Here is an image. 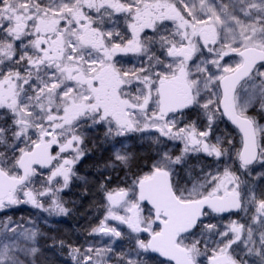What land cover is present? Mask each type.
Here are the masks:
<instances>
[{
    "label": "snow or ice",
    "instance_id": "1",
    "mask_svg": "<svg viewBox=\"0 0 264 264\" xmlns=\"http://www.w3.org/2000/svg\"><path fill=\"white\" fill-rule=\"evenodd\" d=\"M254 99L264 110V0H0V213L68 215L61 194L87 184L86 134L103 131L104 215L88 235L129 249L112 262L111 240L69 244L73 264H142L148 252L160 264H264V188L248 179L264 175ZM225 118L239 147L217 134ZM132 137L150 142L147 170ZM111 172L131 183L109 187ZM225 213L237 216L221 229ZM38 223L0 221V264H38Z\"/></svg>",
    "mask_w": 264,
    "mask_h": 264
},
{
    "label": "rangeland",
    "instance_id": "2",
    "mask_svg": "<svg viewBox=\"0 0 264 264\" xmlns=\"http://www.w3.org/2000/svg\"><path fill=\"white\" fill-rule=\"evenodd\" d=\"M227 2V0H225ZM230 63L232 62V58H226ZM238 59V58H236ZM215 71V69H213ZM241 102L244 98H246V94L243 93L241 90ZM248 112L254 113V115L258 117L262 116L263 113L261 112L259 102L257 100H253L248 108ZM264 116V115H263ZM257 124L261 127H264V118L263 120L256 121ZM238 134V133H237ZM104 134L99 133H92V134H86V143L88 145V152L85 155V157L81 160V162L77 165V171L80 176L87 178V184H85L83 181H75L70 187V189L65 190L64 193H62V198L66 204V206L69 208V213L66 216H49L47 213L42 212L38 209H33L29 205H21L19 208H13L10 211L7 212V214L0 213V221H3L7 218V216H11L13 220H24L27 222L28 217H32L34 221H39L37 226L40 228L41 232L43 233L42 236L38 239V245L40 248V252L37 254V261L38 264H73V261L71 257L68 255L69 248L67 245H73L77 247L85 248L89 244H92L95 247H106L107 245L104 243L105 241L111 240L112 247L114 251L110 253L112 257V262L115 261L117 253L123 251H128L129 249V241L127 238H109V237H101V236H89L88 233L91 230L92 227H95L99 224L100 220L103 219L104 210L101 206L102 203V197L100 200H98L97 208L93 210V214L90 212L87 213V209L89 207H85V205H82L80 208H76L78 201H80L79 198V192H86L88 187L91 186V176L87 175L86 169L89 168L88 165L90 164H102L104 161L108 160L112 152L110 150V147L103 142H99L100 136ZM239 135V134H238ZM141 142V141H140ZM234 142L240 143V136L237 138H234ZM138 145H145L146 147H149L151 149L150 142H141L139 144V141L137 140ZM130 147L132 149V144L130 143ZM100 149V154L93 151L89 153L91 149ZM103 151V154H102ZM152 155H154V152L150 153V156L147 158L149 159ZM101 160L103 162L99 163ZM92 163H89V162ZM149 160H147L148 162ZM146 162V161H145ZM256 172L254 173V176L257 173H263V169H261L258 165L255 166ZM110 171V170H109ZM133 171H136L133 169ZM100 172V171H99ZM113 174H117L115 172H111ZM183 175V172H182ZM253 183L259 185L260 188H264V175H261L258 179H253ZM128 184L124 182L123 185L120 187H127ZM116 187V186H113ZM145 212L144 214H148V207L144 205ZM229 218L225 219V223L222 226V229L224 225L228 222ZM233 218H236V216H233ZM241 218L244 219V222H249L247 218L243 217V214L241 215ZM46 221V222H45ZM108 224L110 226L117 227L121 230H123L125 233H128V229L124 225L118 224L116 221H108ZM255 226V225H254ZM142 237L147 238L146 233L140 234ZM60 240L65 241V246L61 248L60 244L58 243ZM132 246L134 247V241L132 242ZM64 250L65 256H62L61 251ZM150 253V252H149ZM141 256L144 258L142 264H160L162 261L153 260L148 256V253H141ZM66 257V258H63ZM135 258V257H134ZM105 260L107 262V257H105ZM112 262H107V264H112ZM205 264H207L205 260Z\"/></svg>",
    "mask_w": 264,
    "mask_h": 264
},
{
    "label": "trees",
    "instance_id": "3",
    "mask_svg": "<svg viewBox=\"0 0 264 264\" xmlns=\"http://www.w3.org/2000/svg\"><path fill=\"white\" fill-rule=\"evenodd\" d=\"M260 113H263L262 116L258 117L257 119V116L254 115V113L252 112H248L247 114L251 117H253L256 121H259V120H263L264 118V110H261ZM191 119H196V116L195 114L193 113L191 115ZM222 125V126H221ZM221 127V128H220ZM219 129H217V134L219 135H228L230 136L233 140L234 138H237L239 137V135L237 134V132L232 129L230 126H228L226 123L225 124H220ZM237 147L240 146V143L237 142L235 143ZM137 158H138V165H139V168H143L144 170H147V168L150 167L149 164H146L145 161H147L148 159L146 157H143V156H140L139 155V152L137 150L134 151ZM193 163H195V160H193ZM101 164H90L88 165L89 168H87L85 171L87 172L86 174L91 176V186L88 187L87 191L84 192H79V198H80V201H78V204L76 206V208H80L82 205H85V207H89L87 209V213L89 214L90 212L93 214V210L97 208V201L101 199V195L98 194L97 192V186H98V183L103 181L106 177V175L108 173H102V172H99L98 171V167L100 166ZM136 171H138L137 168H134ZM111 176H112V179H111V182L109 184V187H113V186H121L124 184L125 182V178H124V173L123 172H119V174H113V173H110ZM181 175H182V171H181ZM249 180H251L253 182V179L254 177H248ZM126 184H130L131 183V178L129 177L127 182H125ZM242 215V214H240ZM233 216H237L236 213H231V214H228V215H223V220L222 222L219 223V227L222 229V226L223 224L225 223V219H227L228 217H232ZM218 220H220L219 217L213 219V223H216ZM62 253V256H65V253H64V250L61 251ZM148 256H150V258H152L153 260H158V261H161L158 257L150 254L148 252ZM63 258H66V257H63Z\"/></svg>",
    "mask_w": 264,
    "mask_h": 264
},
{
    "label": "flooded vegetation",
    "instance_id": "4",
    "mask_svg": "<svg viewBox=\"0 0 264 264\" xmlns=\"http://www.w3.org/2000/svg\"><path fill=\"white\" fill-rule=\"evenodd\" d=\"M122 26V25H121ZM206 55H207V53H205ZM117 59L118 60H120V61H123V62H127V61H133V62H135V60H136V58L135 57H133V56H131V55H129V56H118L117 57ZM127 66H129V67H131V64H128ZM3 110H0V112H2ZM3 121L2 120H0V123H2ZM227 124L228 126H230L225 120L223 121V124ZM222 124V123H221ZM222 126V125H221ZM231 127V126H230ZM221 128V127H220ZM232 129H234L233 127H231ZM219 129V128H218ZM235 130V129H234ZM236 131V130H235ZM237 132V131H236ZM92 133H99V134H104L103 133V131H99V132H97V131H91V132H88L87 134H92ZM238 133V132H237ZM239 134V133H238ZM240 136V135H239ZM102 140H103V135L102 136H100V139H99V142H102ZM130 143L132 144V150L133 151H135V150H137L138 152H139V155L140 156H143V157H146V158H148L149 156H150V153L151 152H153L152 151V148L151 149H149V147H146L145 145H138V143H137V140L134 138V137H132V138H130ZM139 144H141V142L139 141ZM86 145H87V143H86ZM87 148H88V145H87ZM92 150L93 151H95V152H97V153H99L100 154V152H101V150L100 149H96V150H94L93 148L89 151V153L90 152H92ZM102 154H103V151H102ZM153 156V155H152ZM151 156V157H152ZM150 157V158H151ZM150 158L148 159L149 161L147 162L146 161V164H149L150 165ZM101 162H103V160H101L99 163H101ZM89 163H92L91 161L89 162ZM263 171H264V169H263ZM264 173V172H263ZM231 214V213H230ZM224 215H228V214H224Z\"/></svg>",
    "mask_w": 264,
    "mask_h": 264
},
{
    "label": "water",
    "instance_id": "5",
    "mask_svg": "<svg viewBox=\"0 0 264 264\" xmlns=\"http://www.w3.org/2000/svg\"><path fill=\"white\" fill-rule=\"evenodd\" d=\"M224 120H225V121H226L231 127H233V128L239 133L238 129H236L234 125H232L229 121H227L226 118H225ZM239 135H240V133H239ZM145 205H146L148 208L151 207L150 205H147L146 203H145ZM225 214H229V213H225ZM150 253H151L152 255L158 257V258L161 259L162 261L164 260V258H163V257H160L157 253H152V252H150Z\"/></svg>",
    "mask_w": 264,
    "mask_h": 264
}]
</instances>
